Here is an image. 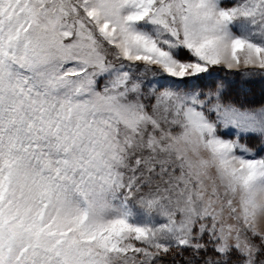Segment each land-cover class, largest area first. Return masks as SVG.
<instances>
[{"label":"snow or ice","instance_id":"obj_1","mask_svg":"<svg viewBox=\"0 0 264 264\" xmlns=\"http://www.w3.org/2000/svg\"><path fill=\"white\" fill-rule=\"evenodd\" d=\"M0 264H264V0H0Z\"/></svg>","mask_w":264,"mask_h":264}]
</instances>
